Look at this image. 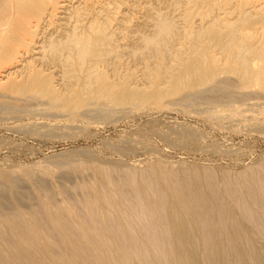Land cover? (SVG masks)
Wrapping results in <instances>:
<instances>
[{"label": "bare ground", "instance_id": "6f19581e", "mask_svg": "<svg viewBox=\"0 0 264 264\" xmlns=\"http://www.w3.org/2000/svg\"><path fill=\"white\" fill-rule=\"evenodd\" d=\"M115 1L99 0L98 12ZM149 7L127 46L146 62L147 89L102 66L116 64L123 45L112 13L88 17L83 0H0V119L62 112L89 129L91 118L197 106L221 122L261 99L264 0H158ZM36 122L20 128L46 126L43 136L66 127ZM191 129L179 132L180 145L201 144ZM110 148L117 158L74 148L49 165L35 163L51 177L91 174L70 185L32 182V165H0V264H264V162L230 174L155 157L128 163L137 150L128 138Z\"/></svg>", "mask_w": 264, "mask_h": 264}, {"label": "rangeland", "instance_id": "374dc122", "mask_svg": "<svg viewBox=\"0 0 264 264\" xmlns=\"http://www.w3.org/2000/svg\"><path fill=\"white\" fill-rule=\"evenodd\" d=\"M148 1L149 0H116L110 5V7H112L111 9L109 6H105V9L100 11H103L102 13H112L110 17L112 18V24H116L114 25L115 27L112 26V28L117 32L115 33L117 43L118 40L119 45L123 43V45H121L122 47L119 49V57L115 58L116 64L109 65L105 63L102 66L106 68L108 65L110 72L112 71L111 73H113V69L115 68L119 71L120 75L126 76L127 82L135 88L150 89L146 76V62L138 60L127 48L128 45L134 43L135 39V36H133L134 34L131 35L130 29L133 26L140 27V25L145 22L144 12H147L150 8L149 5L151 3H158V0H150V4ZM146 2L148 3L146 4ZM84 3L89 6L87 15L91 12L88 17L93 14L97 15L101 7L99 0H83V4ZM107 9L109 11H105ZM111 10L114 11V14ZM99 12L97 16L102 17L101 13L99 15ZM84 16H86V14ZM118 18L119 21L117 20ZM123 18H127V20ZM123 20L128 22L125 23ZM147 26L148 24L146 25V29L149 28V26ZM167 62H171L170 64L172 66L175 64L171 59H168ZM114 76H116V74H114ZM261 99L249 100L246 102L248 104L245 103L242 105L243 107L241 106L243 112L247 110V112L245 111L246 113L242 112L243 116H251L249 119L240 114V116H235L236 118L224 119L221 122H211L203 113L198 114V112H196L197 106H188L187 113L182 112L176 106H173L169 111L159 110V112L153 109H139L122 118L119 115L118 119L120 118V121H118V119H114L115 121H105L103 119L91 118L88 120L92 123L89 129L77 128L76 126L80 124V121L72 120L67 114H63L62 112L51 113L52 111L47 112L42 110L43 114H41V112H39L41 110H37L36 113L32 112L33 115L32 113H14L7 117L8 121L6 118L0 119V165L13 166V168L21 166H28L27 168H29L32 165L30 169L32 167L35 168L34 170L32 169L33 176H31L33 178L30 179L32 182L34 179H36L34 182L44 180V182L47 183L51 181L52 183H48L49 186L57 184L63 185L65 183L68 185L72 182L75 184L76 181L83 179L88 180L89 177L91 178V174L89 172L77 173V175L74 174L68 177V179L63 176L60 178L59 174H54L56 176L52 175V177L48 174H43V176L36 171L35 163L42 161L46 162L43 163L44 165H49L47 163L54 160L55 156L73 150L74 148L91 152L97 158L101 157L99 160L105 157L114 159L117 158V154L110 146L120 143L121 139L128 138L135 143L137 149L134 155L131 154L128 156V159L125 158L128 163H133V161L147 163L155 157L163 159L166 164L170 166H177L180 164L199 167L210 166L215 169L220 168V172L223 170L224 172H230V174L241 172L249 167H257L264 162V115H261L262 113L259 112V110L261 111L262 109L255 108L264 107L262 102L264 101V95ZM219 104L218 102L200 103L203 107H213ZM219 106V108L224 107L227 109L224 105ZM249 108H254L253 110L256 109L259 113L256 111L252 112L253 110L250 111ZM154 111L157 113L155 114ZM249 111L251 113H249ZM241 117L243 118L240 119ZM257 117H259V120ZM244 118L247 119V121ZM251 118L252 121L257 118V121L255 119L252 124ZM33 121L34 123L37 121L36 123L39 125H43L44 122H46L45 125H57L58 123L61 126L64 123L66 127L55 129L54 132L43 136H38V134L46 129V126L39 127V129L36 130L38 132H32L33 134L27 129L25 132L23 128H20L22 125L24 126L25 123L27 125V123H33ZM74 123H77V125ZM184 128L186 130L192 128L191 131L197 132L201 144L198 146L180 145L177 142V138L180 136L179 132H182ZM161 132L167 134V140L160 136L159 133ZM49 158H51V160ZM3 166L1 165V167ZM34 172L37 175H41L39 179L42 180H38L37 178L39 176L34 175ZM18 176L21 177L20 181H24L22 175L18 174ZM22 181L19 183L22 184ZM25 181L27 184L23 183L24 188L25 185L27 187L31 183V181Z\"/></svg>", "mask_w": 264, "mask_h": 264}]
</instances>
